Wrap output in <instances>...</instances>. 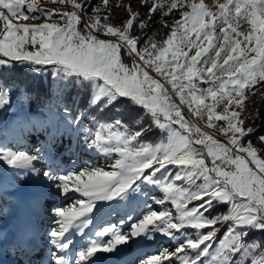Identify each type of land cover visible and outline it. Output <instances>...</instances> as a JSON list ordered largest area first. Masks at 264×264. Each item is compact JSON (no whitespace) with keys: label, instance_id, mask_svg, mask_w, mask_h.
<instances>
[{"label":"snow or ice","instance_id":"6c2138e0","mask_svg":"<svg viewBox=\"0 0 264 264\" xmlns=\"http://www.w3.org/2000/svg\"><path fill=\"white\" fill-rule=\"evenodd\" d=\"M58 2L72 11L47 9L40 0H0V68L19 64L88 90L84 108L73 98L75 116L67 104L56 105L49 117L53 138L60 127L70 129L83 137L87 149L119 158L111 170L62 172L39 154L0 145V162L14 170L16 179L43 177V187L65 200L53 209L48 264H97L98 253L158 237L174 243V250L163 248L140 264H264V148L252 143L255 128L245 127L242 118L245 100L264 83V0H214L212 6L205 0H142L147 20L179 12L171 26L164 22L170 31L159 43L147 33L133 35L148 24L123 0L116 7L128 19L118 26L110 22V0L93 6L91 15L86 12L89 0ZM121 98L142 108L149 127L158 128L164 139L141 142L142 127L130 128L119 119L101 123L91 115ZM11 102L10 90L0 88V109ZM185 107L206 127L186 118ZM257 142L264 145V135ZM5 180L0 174V187ZM146 185L164 194L154 203H170L175 215L173 209L156 211L145 201L129 231L94 224L98 202L137 200ZM33 204H39V197ZM216 205H227V211L207 215ZM218 225L225 226L219 238Z\"/></svg>","mask_w":264,"mask_h":264},{"label":"rangeland","instance_id":"374dc122","mask_svg":"<svg viewBox=\"0 0 264 264\" xmlns=\"http://www.w3.org/2000/svg\"><path fill=\"white\" fill-rule=\"evenodd\" d=\"M205 2L210 6L214 4V0H205ZM40 3L47 9H56L60 12L72 11L70 5L62 6L58 0L56 3H52L51 0H40ZM128 3L141 16L147 11V8L142 6V0H128ZM86 12L87 15H91L92 8H87ZM174 15L177 13L175 12ZM27 22L41 23L43 19ZM48 22L53 21L49 20ZM100 38L114 39L103 35ZM207 86L206 84L201 85V87ZM168 87L170 88V85ZM173 99L178 102V97L173 96ZM11 100V104L6 106V109H0V145L12 151L39 154L44 163L52 162L62 172L85 167L111 170V165L119 158L116 154L106 156L95 149H87L83 137L78 139L70 129L60 127L58 138L54 139V128L49 122L52 112L46 116L28 113L24 109L25 104L20 95H12ZM217 111L222 112L223 105L219 106ZM184 115L186 118L194 120L202 128L206 127L205 122L194 117L187 107L184 108ZM88 127L92 128L93 125L88 124ZM207 130L214 132L218 139H226L216 130ZM46 148L47 151H45ZM36 166L42 167L41 164ZM169 170L175 171L172 166H169ZM13 171L8 165L0 162V174L6 177L3 187H0V262L1 264H48L47 257L51 245L47 233L54 226L55 213L53 209L64 206L65 200L55 190L50 191L43 187L45 184L43 177L29 174L16 179L13 176ZM37 197H39V204L34 206L33 201ZM77 197L79 198L78 194ZM158 199H164V194L158 189L146 185L142 186V193L137 200L98 202L97 208L100 211L95 215L99 219L94 220V224L97 227L114 224L123 231H129L130 224L141 216L145 201L156 211H161L164 208L173 209L170 203L164 205L154 203ZM71 202V200L67 201V203ZM173 215H175L174 209ZM217 227L221 229L218 234L219 238V235L223 234L225 226L218 225ZM187 231L194 232L192 229H187ZM89 235H91L90 232ZM27 246L34 248L29 250ZM80 246L81 241L77 238L75 247L78 249ZM37 247L38 249H36ZM163 248L173 251L175 244L170 243L164 237H158L154 241L141 240L139 243L132 241L130 244L118 246L114 253H98L97 264H140L141 259L157 255ZM120 249H123L124 252L121 253Z\"/></svg>","mask_w":264,"mask_h":264},{"label":"trees","instance_id":"16d2710c","mask_svg":"<svg viewBox=\"0 0 264 264\" xmlns=\"http://www.w3.org/2000/svg\"><path fill=\"white\" fill-rule=\"evenodd\" d=\"M120 0H110L112 15L110 16V22L113 25H120L123 21L128 19V13L121 8L116 7ZM101 3V0H89V7L92 8ZM123 3L129 4L128 0H123ZM177 15L160 16L154 14L151 20H147L148 10L141 19L146 20L148 27L143 30L138 28L134 29L133 35L143 37L147 33L148 37L156 42H162L169 34L170 27L174 21L179 17ZM126 62H130L127 61ZM259 91L255 95H249L245 100V111L242 113V118L245 119V127L250 124L255 128V132L251 135L250 139L252 143L258 148H264V145H260L257 142V137L264 135V83L256 86ZM0 88H6L10 90L11 96L20 95L24 101L26 111L28 113L39 114L40 116H46L49 112H53L56 109V105L67 104L71 110L72 115L77 114L78 109L73 106L72 100L75 98L79 101V107L84 108L86 102L90 97V92L86 89L79 88L77 85H73L68 81H61L55 79L50 72L36 73L30 69H25L19 64L15 68H0ZM63 91V95L58 93ZM122 102L117 103L114 107L105 108L102 111L97 109L91 112L92 116L100 121L112 122L115 119L123 121L129 125L130 128H143L145 135L141 142L157 143L164 139V134L155 126L149 127L151 124L150 119L145 115V111L130 104L126 98H121ZM6 109V108H5ZM59 111H63L62 107ZM245 139H249L246 137ZM227 205H216L209 216H214L217 213L227 211Z\"/></svg>","mask_w":264,"mask_h":264},{"label":"bare ground","instance_id":"6f19581e","mask_svg":"<svg viewBox=\"0 0 264 264\" xmlns=\"http://www.w3.org/2000/svg\"><path fill=\"white\" fill-rule=\"evenodd\" d=\"M221 2H223V0H221ZM11 234V233H10ZM10 234H8V235H10ZM13 237V236H12ZM31 245V244H30ZM34 245H35V243H34ZM36 246V245H35ZM28 248H29V250H32L34 247H29V246H27ZM36 249H38V247L36 248ZM35 252V251H34ZM33 254V253H32ZM0 264H1V262H0ZM3 264V263H2Z\"/></svg>","mask_w":264,"mask_h":264}]
</instances>
